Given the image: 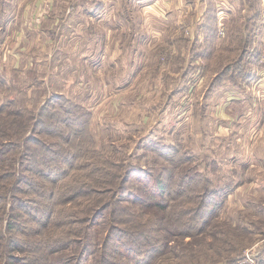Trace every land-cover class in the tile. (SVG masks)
<instances>
[{"label": "rangeland", "instance_id": "1", "mask_svg": "<svg viewBox=\"0 0 264 264\" xmlns=\"http://www.w3.org/2000/svg\"><path fill=\"white\" fill-rule=\"evenodd\" d=\"M35 1L0 41L28 124L0 115V264H264L250 120L236 142L221 106L246 0L230 29L200 1Z\"/></svg>", "mask_w": 264, "mask_h": 264}, {"label": "crops", "instance_id": "2", "mask_svg": "<svg viewBox=\"0 0 264 264\" xmlns=\"http://www.w3.org/2000/svg\"><path fill=\"white\" fill-rule=\"evenodd\" d=\"M197 1L201 2L202 14H205L213 4L218 5V8L224 5L223 8H219L221 16L218 18L222 23L225 22L228 29L231 28V23H235L233 20L237 11L235 0H190L184 4L195 8ZM37 6V1L34 2V0H1L0 41L7 40L6 34H10L12 37L21 35L23 38L28 31L24 25L32 22L31 16L34 14L32 9H36ZM240 7L244 13L248 12V15L245 16L246 19H241L240 23H244L245 31L247 30L246 37L252 41L251 45L253 44L251 48L252 60L251 58L247 60L252 65H248L249 67L246 68L241 60L236 66L229 67L224 71L226 65H229L228 62L225 63L224 72L221 75L222 116L228 121L236 118L231 122L232 126L235 124L236 129L231 132H235V140L241 144L244 143L245 123L248 122L245 120L247 118L250 120L247 123L253 141V156L250 158L252 167L257 171V177L254 179H264V0H246ZM195 13L196 11L193 14ZM200 17L201 15L198 16V18ZM243 68L247 70L245 76L240 75ZM228 90H231L230 93ZM235 106H237L236 114L234 113ZM225 114L227 115L225 116ZM224 135H227V128H222V136ZM230 138H234L233 134ZM230 138L229 140L234 142Z\"/></svg>", "mask_w": 264, "mask_h": 264}, {"label": "trees", "instance_id": "3", "mask_svg": "<svg viewBox=\"0 0 264 264\" xmlns=\"http://www.w3.org/2000/svg\"><path fill=\"white\" fill-rule=\"evenodd\" d=\"M247 38L245 39V43L243 42V45H241V51H244V49H245V47H244V44H248L249 43V45L252 43V41L251 40H247ZM242 48H243V50H242ZM248 49V48H247ZM239 57L236 59L237 61H234V62H229V65H226L228 68L229 67H232V66H236L237 65V63H239V61L240 60H242V62H245L246 61V57H249L250 55H243V52H240V53H238L237 54ZM241 57V58H240ZM240 58V59H239ZM251 58V57H250ZM239 59V60H238ZM245 63H243V66L245 67V65H244ZM247 75V70L245 69V68H243V70H242V72H241V75L242 76H245V75ZM5 108V107H4ZM4 108H2V109H0V115L2 116V115H11V116H13L14 118H15V120H17V122H19V124H20V126L21 127H26V131L28 130V124H25V119H23V117H24V115H23V112L20 110V111H8V113L7 114H4ZM2 117H4V116H2ZM18 118H21L20 119V121H18L19 119ZM32 119V118H31ZM16 122V123H17ZM28 121H26V123H27ZM9 124H10V122H8L7 123V125L9 126ZM6 164H8V163H6ZM28 169H33V167L32 168H29V167H27ZM162 186H163V184L161 183V181H159V188H162Z\"/></svg>", "mask_w": 264, "mask_h": 264}]
</instances>
